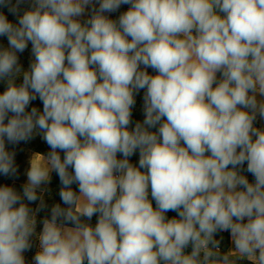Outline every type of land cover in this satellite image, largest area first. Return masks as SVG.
<instances>
[{"label": "clouds", "instance_id": "obj_1", "mask_svg": "<svg viewBox=\"0 0 264 264\" xmlns=\"http://www.w3.org/2000/svg\"><path fill=\"white\" fill-rule=\"evenodd\" d=\"M0 178V264H264V0H0Z\"/></svg>", "mask_w": 264, "mask_h": 264}, {"label": "trees", "instance_id": "obj_2", "mask_svg": "<svg viewBox=\"0 0 264 264\" xmlns=\"http://www.w3.org/2000/svg\"><path fill=\"white\" fill-rule=\"evenodd\" d=\"M126 8H127V6H124L121 9V11L126 10ZM9 19L14 20L15 18L12 17L9 14ZM27 56H28V53H25V56L22 58V59H24L25 64L27 63ZM149 71H151V70H149ZM142 96H143V92H141L140 95L137 97V105H136V108L133 110V119L134 120H142L143 119V115H142V103H143ZM21 147L23 149H26L27 151H46L47 150V146L44 145V144H42L38 139L36 141H34V142L29 143L28 145H22ZM21 153H23V151L20 152L19 154H21ZM19 154H18V162L20 163V160H19V156L20 155ZM132 161L134 163L137 162L138 161V155L132 157ZM23 179H24V177L22 176L21 177V181H17L16 182L17 185H19V183L22 182ZM0 182H3V178H0ZM57 185H58V179L55 178V176H54V179H53V188L56 189V190H58V188L56 187ZM58 199L59 198L57 196L56 197V200H58ZM169 215H174V213H170ZM93 223H95V218H93ZM223 246L225 248L230 246L229 243H228V240H227V234H225V240H224V245ZM29 255H31V254H29Z\"/></svg>", "mask_w": 264, "mask_h": 264}, {"label": "rangeland", "instance_id": "obj_3", "mask_svg": "<svg viewBox=\"0 0 264 264\" xmlns=\"http://www.w3.org/2000/svg\"><path fill=\"white\" fill-rule=\"evenodd\" d=\"M31 152V151H27L26 149H23V153L19 154V160H20V163L22 164V168L23 166H25V163H26V156L27 154Z\"/></svg>", "mask_w": 264, "mask_h": 264}]
</instances>
